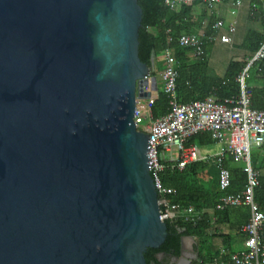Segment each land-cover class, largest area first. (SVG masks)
I'll return each instance as SVG.
<instances>
[{
    "label": "water",
    "instance_id": "water-1",
    "mask_svg": "<svg viewBox=\"0 0 264 264\" xmlns=\"http://www.w3.org/2000/svg\"><path fill=\"white\" fill-rule=\"evenodd\" d=\"M141 20L138 0H0V264H146L164 243Z\"/></svg>",
    "mask_w": 264,
    "mask_h": 264
},
{
    "label": "trees",
    "instance_id": "trees-1",
    "mask_svg": "<svg viewBox=\"0 0 264 264\" xmlns=\"http://www.w3.org/2000/svg\"><path fill=\"white\" fill-rule=\"evenodd\" d=\"M142 10V20L139 29V59L151 70V75L156 76L154 62L162 56L166 48H170L175 60L177 72L176 100L179 104L191 100H203L207 97H215L219 101L225 99H237L240 96V85L237 78L249 64L253 55L264 43V0H252L249 13L256 20L259 30L249 29L239 49L244 51L240 60H230L225 74L220 77L214 74L207 62V50L211 44L208 40L215 36L212 29L213 17L203 6L200 0H195L190 5H181L170 9L164 4V0H138ZM203 6L202 10L197 9ZM202 34L203 55L194 57L189 48L180 47L177 39L181 35ZM155 57L152 64L151 55ZM162 68V65L160 66ZM159 68V69H161ZM245 88L249 91V105L253 110L264 111V57L249 65L244 76ZM170 110L169 98L163 91V85L158 82V96L151 107L153 119L166 115ZM209 133H200L192 137L188 144L205 147L213 144ZM203 149V148H202ZM233 161L225 157L222 164L230 171V187L222 191L219 187L218 171L212 177H202L193 180L196 168L206 166L205 163H196L190 167L187 173L171 169L165 164L160 173L161 184L165 188L175 189L176 193L166 196L171 204L185 207L188 204L195 206L197 210L204 212L199 220L185 221L165 220L167 236L164 243L158 249H147L144 253L146 264H162L157 258L158 254L179 257L181 254L180 240L182 236L192 237L197 240L196 259L191 264H211L215 260L220 264H232L229 262V254L220 255V251L211 252L214 239L219 238L226 245L229 238H237L242 235L241 226L248 219V210L245 207H229L223 211L215 210V203L226 193H238L245 185V175L242 168L230 169ZM209 176V175H208ZM254 199L259 208L264 211V179L259 177V185L254 190ZM235 225L233 236L224 235L222 226ZM244 236V235H243ZM242 236V237H243ZM226 251H231L229 247Z\"/></svg>",
    "mask_w": 264,
    "mask_h": 264
},
{
    "label": "built area",
    "instance_id": "built-area-1",
    "mask_svg": "<svg viewBox=\"0 0 264 264\" xmlns=\"http://www.w3.org/2000/svg\"><path fill=\"white\" fill-rule=\"evenodd\" d=\"M195 0H164L170 9L181 5H190ZM208 11H214L217 5H223L225 10L234 15L241 5L239 0H200ZM212 29L216 35L208 38L210 42L216 38L224 44H231L235 32V22L225 23L217 18ZM224 30L225 33L220 32ZM218 33V34H217ZM180 47L189 48L192 56L198 58L204 53L202 34L181 35L177 39ZM162 68L160 81L163 91L169 98V112L159 118L153 119L151 107L154 104L155 92L152 89L151 70L139 82L141 94L140 106L136 107L133 120L136 128L147 134L149 173L158 195L159 214L162 221L184 218L185 221L199 220L204 210H197L194 205L181 207L171 204L166 196L175 194V189L165 188L161 184L160 173L165 164L171 169L187 173L196 163L210 164L212 159L218 171L219 187L226 191L230 187V171L225 168L222 161L230 157L235 163H241L245 175V185L238 193H226L215 203V210L223 211L229 207H245L249 216L241 226L244 235L243 248L230 253L228 260L232 264H264V211L254 199V190L259 185V174L252 167L251 149L264 144V111L253 110L249 105L250 93L245 88L244 76L250 64L264 57V43L253 55L249 64L237 78L240 85V96L237 99L217 100L207 97L203 100H191L179 104L176 100L177 72L175 60L168 47L162 53ZM158 80V79H157ZM158 83V81H157ZM158 86V84H157ZM144 102V104H143ZM209 133L211 139L219 146L213 154H202L194 146L188 144L189 140L200 134ZM175 148L177 156L173 157ZM204 177L206 174H203ZM226 251H220L225 255ZM211 264H220L214 261Z\"/></svg>",
    "mask_w": 264,
    "mask_h": 264
},
{
    "label": "crops",
    "instance_id": "crops-1",
    "mask_svg": "<svg viewBox=\"0 0 264 264\" xmlns=\"http://www.w3.org/2000/svg\"><path fill=\"white\" fill-rule=\"evenodd\" d=\"M239 1L241 2V5L239 6V8L237 9V11L234 15L227 12L225 10L224 6L221 4L217 5L216 8L214 9V11H208V13L211 16L221 18L225 21V23H229L230 21L235 22V32L231 37L232 38L231 44L221 43L217 38L214 41H212L211 43L214 44L216 42H219L221 45H230V47H232V48L239 49L238 47L242 43V41L244 40V37H245V35L249 29L259 30V28H260L259 23L256 20L252 19L251 15L249 13V9L251 7L250 5H251L252 0H239ZM202 7L203 6H199L198 9L202 10L204 8V7L203 8ZM220 33L224 34L225 31L222 30ZM215 35H216V33H215ZM239 53H240V56L244 55V51H242L240 49H239ZM222 76H220V77H222ZM158 82H159V80H158ZM213 144H214L213 148L205 146L203 148L204 152H200V153H202V154H213V153H215L218 150L219 146L215 142ZM250 155H251L252 167L258 171L259 177L264 179V144L261 147L252 148ZM242 166L243 165L241 163L232 162L230 164L229 168L230 169H238V168H242ZM210 167L213 168V170L211 172L209 171ZM216 171H217V169L215 168L214 163L212 165L206 164V166H204L203 168H202V166L201 167L198 166L196 168L195 174L193 176V180L195 181L198 179L199 173L202 174V177H204L203 174H206L205 177H212V175ZM248 214H249V212H248ZM235 228H236L235 225H233L231 228L226 225V226H222L221 230H222V233L224 235L230 234L229 236L231 237V236H233L232 233L234 232L233 230ZM242 236H243V234L237 238H233V237L229 238V241H228L230 243L229 245H226L225 242L223 243L219 238L214 239L213 246L211 248V252L221 251L223 249L226 251V249L229 247L232 248V252L226 251V253L227 252L233 253V252H237V251L242 250L243 241H244V236L243 237Z\"/></svg>",
    "mask_w": 264,
    "mask_h": 264
},
{
    "label": "rangeland",
    "instance_id": "rangeland-1",
    "mask_svg": "<svg viewBox=\"0 0 264 264\" xmlns=\"http://www.w3.org/2000/svg\"><path fill=\"white\" fill-rule=\"evenodd\" d=\"M198 9V8H197ZM200 10V9H199ZM241 56L239 53V49H235L230 47V45H221L219 42L211 43L208 50H207V62L211 69V71H214V74L217 76H222L226 72V68L228 65V62L230 60H240ZM163 60L162 57H158L156 61L154 62V66L156 69V77L159 80V84H162L160 81V66L162 65ZM144 104V102H143ZM206 147H214V144L207 145ZM196 148L200 152H204L202 148L204 147H198ZM172 155L173 157L177 156V151L175 148L172 149ZM210 164L212 165L214 162L211 159ZM213 170L212 167L209 168V171L211 172ZM196 248H197V240L195 238H192V241L189 239L184 240V248L183 251L190 252L192 254H196Z\"/></svg>",
    "mask_w": 264,
    "mask_h": 264
},
{
    "label": "flooded vegetation",
    "instance_id": "flooded-vegetation-1",
    "mask_svg": "<svg viewBox=\"0 0 264 264\" xmlns=\"http://www.w3.org/2000/svg\"><path fill=\"white\" fill-rule=\"evenodd\" d=\"M193 255L197 256V253L196 254H192L190 252L182 250V252H181L179 257H174L172 255L166 256V255H163V254H158L157 258L159 259V261L162 262V264H185V262L181 261L180 259H185V260L192 259L191 262H193L196 259V256L194 258Z\"/></svg>",
    "mask_w": 264,
    "mask_h": 264
}]
</instances>
